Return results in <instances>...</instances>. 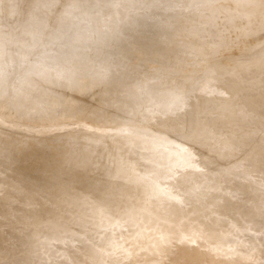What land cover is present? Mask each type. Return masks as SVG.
Listing matches in <instances>:
<instances>
[{
	"label": "rangeland",
	"instance_id": "374dc122",
	"mask_svg": "<svg viewBox=\"0 0 264 264\" xmlns=\"http://www.w3.org/2000/svg\"><path fill=\"white\" fill-rule=\"evenodd\" d=\"M39 2L0 0V175L21 174L10 180L24 197L0 228L25 222L36 264H264V184L244 167L264 160L240 152L231 161L238 170L218 174L222 186L196 178L200 169L218 171L199 152L210 137L224 161L243 121L264 123V0ZM64 65L68 74L51 89L32 83L25 93L36 66L52 83ZM78 76L91 85L83 103ZM43 94L54 106L24 108ZM162 95L174 99L171 123L187 132L203 124L209 134L184 146L179 132L152 127ZM123 106L129 115H119ZM150 143L167 151V163ZM146 156L157 171L140 164ZM185 179L193 183L180 189ZM37 196L43 202L28 206ZM173 203L185 220L170 228Z\"/></svg>",
	"mask_w": 264,
	"mask_h": 264
},
{
	"label": "bare ground",
	"instance_id": "6f19581e",
	"mask_svg": "<svg viewBox=\"0 0 264 264\" xmlns=\"http://www.w3.org/2000/svg\"><path fill=\"white\" fill-rule=\"evenodd\" d=\"M154 2L155 1H152V3H154ZM239 2H241V0H239ZM50 3L46 2V0H40V2L37 3L38 4L37 6L41 7L42 9L43 8L45 9V6L42 5V4H47L46 8H48ZM200 5L201 6L205 5V0H202ZM69 11H71V9ZM201 28H202V26L197 27L198 30H201ZM175 43H177V42L175 41ZM180 47L181 46L177 45L175 47V49L177 48L178 52L182 53L183 52V48L182 47L180 48ZM42 64L40 66H42ZM40 66H36L33 69L32 73L29 76H27L28 84H27V82H26V85L23 84L25 86V89H24L25 93H26V91L28 89H30V87H31L30 85L32 83L33 84L42 85V87L46 88V90L47 89H51L50 85L56 84L59 81V78L66 76L68 74V72H69L67 66L64 65L65 68H59V69L54 71L53 77H52L53 81H52V83H49V82H47V78H46L47 75H46L45 68L44 67L41 68ZM60 83L67 84V81L65 79H63ZM75 84L77 85V89H76V93H75L76 94V96H75L76 101L78 103H83V101H88L89 99H87V98H89V96L87 95V92L85 94V91L89 90L91 88V85L89 84L87 78L84 77V76H78L77 78H75ZM57 89H58V86H57ZM112 89H109L110 92L112 91ZM62 91L65 93L66 89H65V91L64 90H62ZM136 91H137V89H135L132 93L136 94L137 93ZM229 91H231V95H233L234 93L238 92L237 87H233V86H231L229 88ZM66 93H67V91H66ZM238 94H239L238 97L239 96H243L242 93H238ZM230 98H231V96H228L227 100H229ZM18 99L19 98H17V100ZM35 99H36V101H35ZM158 100L161 103V107L159 108V115L157 116V122L155 121L153 126L150 125V124L149 125L145 124L144 126L147 127V128H145V129H147V131H149L152 127H158L160 129V133H162L163 135H165V134L167 135V134L173 133V132H179L181 138H183V143H185V144H183L184 146L188 145V143L190 141H192V140H197L199 137H203V136L209 134V132L203 131V128H202L203 124L202 125H197V124H199V123H197V124H195V126H194V128H193V130L191 132H187V130H186V128H185V126L183 124L181 125L179 123H175V124L171 123L169 121L168 117H169V114L175 108L170 107L169 104H171V101H173L174 99L172 100L171 97H164L162 95L161 98L158 99ZM38 101H41L45 105H49V106L50 105L54 106V104H55L54 98H50V97H48L47 94H43V95H38L33 100H31L30 102H27V104L24 106V108L28 111L29 108H33L38 103ZM128 106H130V105H128ZM118 113H119V115H123V114L125 115V113H127L129 115V113H131V112H130L129 108H125L123 106V107H121L119 109ZM136 119H138V118H136ZM182 123H184V122H182ZM197 128H201V131H197ZM196 133H198V134H196ZM239 134H240L239 137L232 142L233 143L232 146L234 148V154H232V156L234 158L230 156L227 159H225L224 161L219 159V155H217V153H216L217 149H219L218 148L219 146L216 145V144H213L212 137H210V139H208V143L204 144L203 147L199 149L200 150L199 152H200L201 156L203 157V159L206 158L208 161H210V163L216 164L218 166V171L212 172L211 171L212 169H209V170L200 169L199 170V174H198V176L196 178H202L204 180V177H206V178H208V179H206L207 180L206 183L210 182L209 184L210 185H214L215 187L222 186V184H224V182L222 181V179L224 177H222V176L218 177V174H220L222 172V170H226V168L227 169L235 168V169L238 170L237 167H239L240 165L237 164L236 165L237 167H236L235 165L232 164L231 161L234 160V159L242 158L243 156L240 155V152H242V151L246 152L247 151L248 154L251 153V156L256 154V155L260 156L261 159L264 160V123L260 124L259 119H257V118H253V119L249 120V122L248 121L247 122L243 121ZM37 141H38V139H37ZM150 145L152 146L153 154L160 152L159 153L160 154V156H159L160 159L158 160L159 164L167 163L166 161L168 160V156L165 155V153L167 151L163 150L161 145H159L161 147L158 148V150H160V151H158L156 149V145L154 143L153 144L150 143ZM149 148H151V147H149V144H148L146 146L145 151H149ZM194 148H195V146H194ZM194 148L190 147V150H194ZM246 149H248V150H246ZM249 149H252V150L250 151ZM173 150H170V151H173ZM174 151H177V150H174ZM174 151H173V153H174ZM146 158L147 159H145V160H147L149 162V164H144V163H141V162H140V164L143 167H147L150 171H153V172L157 171L158 167H159V164L155 163L154 160L151 158V156H146ZM151 162L152 163L154 162V164H152ZM249 163H250L251 166H248L246 164L244 165V163H243L244 167L248 171L249 176H255L258 179V182L260 184H264V164H261L260 162H256V164L258 166H256V168H254V166H253L254 163H251V162H249ZM222 167H224V168H222ZM241 171H243V170L240 169V172ZM243 175L244 174H242V176ZM20 176H22V175L21 174L20 175L19 174H15V172H14V174H13V172H7V173H5L3 175H0V189H1L0 190V217H2V218L6 216V215H4L5 214L4 211L9 210V207H11V206L19 204L24 198V197L23 198L20 197L19 194H14L13 191L16 190L17 187H15V182L10 180L11 178L12 179H14V178L17 179ZM215 177H218L217 181H215V179H214ZM213 179H214V181H213ZM9 181H11V182H9ZM115 181L116 182H114V183L112 182L113 183L112 185L117 184L119 179L115 180ZM191 183H193V181L185 179L183 181H180L178 183V185H179L180 189H184V188L186 189L187 186L189 184H191ZM234 185L232 187H234ZM24 186H26V188H27V185H24ZM28 188L32 189V186H29ZM33 189H34V187H33ZM100 190H102V189H100ZM235 191H236V189H235ZM237 192L238 191H236V193ZM239 192L241 193L242 190L241 191L239 190ZM15 197L16 198L19 197L17 200H19L20 198L22 200L20 199V201H14ZM40 202H43V200L40 197H38V196L37 197H32V199L28 202V206H34V205H36V204H38ZM178 205H177V203L176 204L173 203L171 206H169L172 209V211L174 212L173 214H175L173 216V218L168 220V224H169L170 228H173L174 224L176 226H179L178 223L183 221V220H185L183 218L184 215L181 213V211H178ZM10 209H12V208H10ZM15 214H17V213H15ZM179 215L182 216V217H180ZM7 216H11V214L7 215ZM10 221H12V219ZM1 223H3V222H1ZM13 223L14 224L11 223L9 226L8 225H5V226L2 225V228H0V264H9L10 255L13 252L15 253V256L18 255V258H19V261L16 258L17 256L13 259L12 256L14 255V253L12 254V256H11L12 260L11 261L13 262L15 259L17 260V261L16 260L14 261V262H16L15 264H17V262H18V264H34V263L36 264V262H35L36 261L35 260L36 256H35L34 253H37L38 249H37V246H34V245H32L30 243L31 240H33V238H32L33 234H31L32 232L30 233L28 229H25L27 225L25 227H23L24 225L23 226L19 225L20 223L25 224V222L24 223L23 222L18 223V221H17V223H18L17 225L15 224V222H13ZM7 224H9V222H7ZM26 224H28V223H26ZM33 225H34V222H33L32 226ZM14 226H17V228L14 227ZM261 226L262 225H259V227H261ZM36 229L37 228H35V230ZM37 231H39V229ZM34 234H35V231H34ZM7 242H9V243H11L13 245H16V246L19 245V247H22V246L25 247V249H27L30 254L24 255L23 251H22V253L19 252L20 254H16V253H18V252H16L17 250L12 252L10 250L5 249L3 247V245L7 244ZM32 243H33V241H32ZM9 247H11V245H9ZM97 251H98V248H97ZM197 262H198L197 257H195V258L190 260L189 264H195Z\"/></svg>",
	"mask_w": 264,
	"mask_h": 264
},
{
	"label": "water",
	"instance_id": "95a60500",
	"mask_svg": "<svg viewBox=\"0 0 264 264\" xmlns=\"http://www.w3.org/2000/svg\"><path fill=\"white\" fill-rule=\"evenodd\" d=\"M151 184H156V183H151ZM208 204H212L211 201Z\"/></svg>",
	"mask_w": 264,
	"mask_h": 264
}]
</instances>
